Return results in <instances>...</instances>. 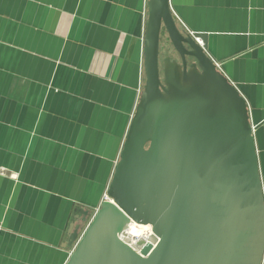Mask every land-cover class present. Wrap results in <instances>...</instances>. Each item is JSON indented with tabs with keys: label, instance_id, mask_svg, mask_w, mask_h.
Masks as SVG:
<instances>
[{
	"label": "crops",
	"instance_id": "crops-1",
	"mask_svg": "<svg viewBox=\"0 0 264 264\" xmlns=\"http://www.w3.org/2000/svg\"><path fill=\"white\" fill-rule=\"evenodd\" d=\"M147 2L0 0V264H66L69 223L99 207L144 84ZM171 5L246 98L264 190V0Z\"/></svg>",
	"mask_w": 264,
	"mask_h": 264
},
{
	"label": "water",
	"instance_id": "water-1",
	"mask_svg": "<svg viewBox=\"0 0 264 264\" xmlns=\"http://www.w3.org/2000/svg\"><path fill=\"white\" fill-rule=\"evenodd\" d=\"M147 6L145 79L109 199L82 236L90 211L78 209L66 264H263L264 190L248 102L208 53L207 35L178 24L171 0ZM163 30L180 59L161 64ZM132 221L151 226L149 240L121 239Z\"/></svg>",
	"mask_w": 264,
	"mask_h": 264
},
{
	"label": "rangeland",
	"instance_id": "rangeland-1",
	"mask_svg": "<svg viewBox=\"0 0 264 264\" xmlns=\"http://www.w3.org/2000/svg\"><path fill=\"white\" fill-rule=\"evenodd\" d=\"M180 26L182 27V25H180ZM166 57H171L172 59H176V60L180 59L177 51L174 49V47H173V45H172V43L168 37L166 30H163L162 34H161V51H160V62H161V64L163 63V60ZM94 212L95 211L90 212V214L87 218V221L84 224H82L83 226H82L81 232L84 229L86 223H88V220L90 218H92V216L94 215ZM72 248H73V245L71 246V248L69 250V255L71 253Z\"/></svg>",
	"mask_w": 264,
	"mask_h": 264
},
{
	"label": "built area",
	"instance_id": "built-area-1",
	"mask_svg": "<svg viewBox=\"0 0 264 264\" xmlns=\"http://www.w3.org/2000/svg\"><path fill=\"white\" fill-rule=\"evenodd\" d=\"M190 33H193V32H190ZM197 41H198L201 45H203V42H202L201 40L197 39ZM218 66H219V68H220L219 63H218ZM106 199H109V198H108L107 194L105 193L104 196H103V198H102V200H106ZM96 211H97V209H96ZM96 211L94 212V215H95ZM94 215L92 216V218H90V219L88 220V223H86L84 229H83L82 232L80 233V236H82V234L84 233V231L86 230V228L89 226V224H90V222L92 221ZM132 223H135V222L132 221V222L127 226V228H126V230L123 232V234H121V236H120L122 240L126 241V242H127L128 244H130L131 246H133V244L136 242V241H135V242H134V241H131V238H130V235H129V232H130V228H131ZM136 224H137V223H136ZM143 226H146V229L144 230L146 236H145L144 238H145L146 240H149L150 237H151V235H152V228H151L150 225H143ZM75 246H76V244L73 245V248H72V250H71V253L73 252ZM71 253H70V254H71Z\"/></svg>",
	"mask_w": 264,
	"mask_h": 264
},
{
	"label": "bare ground",
	"instance_id": "bare-ground-1",
	"mask_svg": "<svg viewBox=\"0 0 264 264\" xmlns=\"http://www.w3.org/2000/svg\"><path fill=\"white\" fill-rule=\"evenodd\" d=\"M145 229H146V226L132 223L130 232H129L131 241L135 242L137 238L145 237L146 236L145 231H144Z\"/></svg>",
	"mask_w": 264,
	"mask_h": 264
}]
</instances>
